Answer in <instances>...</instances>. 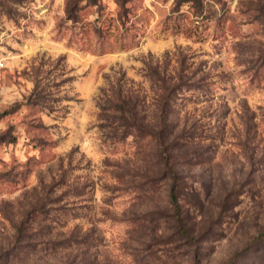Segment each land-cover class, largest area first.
I'll return each instance as SVG.
<instances>
[{
	"label": "rangeland",
	"instance_id": "obj_1",
	"mask_svg": "<svg viewBox=\"0 0 264 264\" xmlns=\"http://www.w3.org/2000/svg\"><path fill=\"white\" fill-rule=\"evenodd\" d=\"M0 54V254L24 220L34 245L6 264H264V0H0ZM178 75L193 237L168 181L137 188L156 145L111 108L153 123Z\"/></svg>",
	"mask_w": 264,
	"mask_h": 264
},
{
	"label": "trees",
	"instance_id": "obj_2",
	"mask_svg": "<svg viewBox=\"0 0 264 264\" xmlns=\"http://www.w3.org/2000/svg\"><path fill=\"white\" fill-rule=\"evenodd\" d=\"M125 1L119 0L121 4ZM67 14L68 19L75 20L77 18L75 3L72 6L70 4ZM178 77L180 79L178 83L172 81L173 78H160L162 81L160 89L162 91L163 105L157 110L153 123L146 122V118L140 116V104H137V102L133 103L131 99L120 98L117 103L112 104L111 108L120 114L117 118L122 121V126L131 128L132 131L135 130L139 136L151 139L156 145V149L149 153L150 160L153 161L152 164L155 169L151 173L149 171L140 173L143 180L138 183L137 188L148 190L156 183L168 181L169 203L172 208L171 217L180 226V230L185 237H193L184 221L186 212H190L191 210L201 212L203 201L201 190L204 185L202 187L191 184L188 186L189 178L183 170L184 164L190 163L194 161V158H197L194 155L198 150L190 147L194 145L195 135L191 137L184 130L177 132L176 128L169 122L171 111L168 105L170 104L172 95L183 87L181 82L183 76L178 75ZM188 86L191 88L192 85ZM35 89H38L37 84ZM188 147L191 149H186ZM183 187L187 190V205L189 208H184L180 199V192ZM30 218H33V216H30ZM26 222L24 220L20 225L16 242L0 254V264H6L10 259H16L22 251H27L29 246L34 249L32 243L27 244L25 242L26 238L24 237L23 230Z\"/></svg>",
	"mask_w": 264,
	"mask_h": 264
},
{
	"label": "built area",
	"instance_id": "obj_3",
	"mask_svg": "<svg viewBox=\"0 0 264 264\" xmlns=\"http://www.w3.org/2000/svg\"><path fill=\"white\" fill-rule=\"evenodd\" d=\"M6 56L0 54V71L6 67Z\"/></svg>",
	"mask_w": 264,
	"mask_h": 264
}]
</instances>
